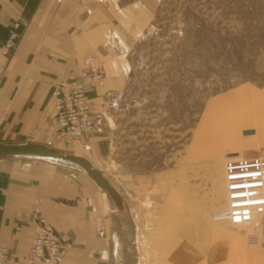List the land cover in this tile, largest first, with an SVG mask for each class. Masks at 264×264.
Returning <instances> with one entry per match:
<instances>
[{"label": "rangeland", "instance_id": "rangeland-1", "mask_svg": "<svg viewBox=\"0 0 264 264\" xmlns=\"http://www.w3.org/2000/svg\"><path fill=\"white\" fill-rule=\"evenodd\" d=\"M154 1L153 10L115 13L126 71L117 95L95 105L100 130L55 150L82 152L114 188L115 199L101 191L120 235V264H162L166 237L191 264H264V219L250 243V230L215 217L224 204L222 156H264V0ZM105 81L87 92L99 97ZM175 201L191 205L190 220Z\"/></svg>", "mask_w": 264, "mask_h": 264}, {"label": "crops", "instance_id": "crops-1", "mask_svg": "<svg viewBox=\"0 0 264 264\" xmlns=\"http://www.w3.org/2000/svg\"><path fill=\"white\" fill-rule=\"evenodd\" d=\"M156 4L154 0H0V143L27 141L57 149L53 144L62 140L56 137L49 99L54 85L69 70H79L86 53L105 58L101 65L106 91L99 97L87 92L91 113H97L98 100L106 93L115 97L124 85L126 67L121 59L126 38L115 13L149 11ZM15 22L20 36L5 55L2 47ZM83 151L90 152L91 146L84 145ZM74 154L87 160L82 152ZM62 170L69 169L44 159L0 156V247L7 251L6 264L25 263L33 217L43 219L58 236L62 264H120L121 239L102 188L84 173L71 169L68 175ZM146 181L136 184L142 187ZM114 212L123 213L119 207Z\"/></svg>", "mask_w": 264, "mask_h": 264}, {"label": "built area", "instance_id": "built-area-1", "mask_svg": "<svg viewBox=\"0 0 264 264\" xmlns=\"http://www.w3.org/2000/svg\"><path fill=\"white\" fill-rule=\"evenodd\" d=\"M18 23L12 24L2 53L9 54L18 37ZM83 67L69 70L54 85L49 99L53 104L56 137L64 142H78L87 134L99 131L101 117L91 113L88 88L102 85L104 75L100 63L93 54L82 59ZM223 208L215 216L236 229L251 232L246 239L251 243L264 219V156H222ZM37 210V209H36ZM35 223L28 255L24 264H60L63 253L58 236L43 219L33 217ZM7 263V251L0 247V264Z\"/></svg>", "mask_w": 264, "mask_h": 264}, {"label": "water", "instance_id": "water-1", "mask_svg": "<svg viewBox=\"0 0 264 264\" xmlns=\"http://www.w3.org/2000/svg\"><path fill=\"white\" fill-rule=\"evenodd\" d=\"M0 156L44 159L76 171H82L98 187L114 199L116 198L114 188L103 174L79 155H67L40 143L21 141L0 143Z\"/></svg>", "mask_w": 264, "mask_h": 264}, {"label": "bare ground", "instance_id": "bare-ground-1", "mask_svg": "<svg viewBox=\"0 0 264 264\" xmlns=\"http://www.w3.org/2000/svg\"><path fill=\"white\" fill-rule=\"evenodd\" d=\"M77 155V154H76ZM57 165H59V164H57ZM60 166H62V165H60ZM62 167H64V168H66V169H69V170H71V168H68V167H65V166H62ZM79 172H81V173H83L82 171H79ZM222 173V172H221ZM85 174V173H84ZM223 178V177H222ZM223 180V179H222ZM181 184V183H180ZM176 185V184H175ZM177 185H178V183H177ZM176 185V186H177ZM182 186V185H181ZM175 187V186H174ZM218 188V187H217ZM170 189V188H169ZM176 189V188H175ZM174 189V190H175ZM84 191H85V189H84ZM176 191V190H175ZM175 191H174V194H175ZM177 194L178 195H180V196H183V193L181 192V191H177ZM186 196V195H185ZM185 196H183L182 197V199H185ZM169 200H172V199H169ZM178 201V200H177ZM177 201H175V203H178ZM177 205H181V204H177ZM183 208H184V214H185V216H188V220H190L191 219V215L189 216V213L191 214V212H195L194 211V209L191 207V205H188V204H185V205H181ZM171 207V206H170ZM179 207V206H178ZM176 208V207H175ZM218 214V213H217ZM216 214V215H217ZM173 215V214H172ZM215 215V216H216ZM196 218V217H195ZM193 221V220H192ZM191 221V222H192ZM197 221V220H196ZM205 221V220H204ZM191 222H187L186 223V225L187 226H190L191 225ZM161 223H163V227H166V228H171V223H169V221L166 219V220H163V222L161 221ZM201 223V222H200ZM187 226H186V228H187ZM192 226V225H191ZM193 226H194V224H193ZM198 228V230L199 231H201V229L203 230V225H198V226H196V228L195 229H197ZM206 229L207 228H205L204 230L206 231ZM211 229V228H210ZM165 231V230H164ZM199 234V233H198ZM196 235V234H195ZM163 237V236H162ZM159 241H160V239H159ZM171 240H169V238L168 237H166L165 239H164V242L162 243V242H160L161 243V246H164V248L163 247H161L160 248V252H158V253H160V263H162V264H191V256H187V255H184V254H181V252H179V251H176V252H174L171 248H168V246H169V244L171 243L170 242ZM159 244V243H158ZM165 246H167V247H165ZM170 247V246H169ZM174 247V246H173ZM170 257H172L173 258V260H172V262H169V258Z\"/></svg>", "mask_w": 264, "mask_h": 264}, {"label": "flooded vegetation", "instance_id": "flooded-vegetation-1", "mask_svg": "<svg viewBox=\"0 0 264 264\" xmlns=\"http://www.w3.org/2000/svg\"><path fill=\"white\" fill-rule=\"evenodd\" d=\"M118 244V243H117Z\"/></svg>", "mask_w": 264, "mask_h": 264}]
</instances>
